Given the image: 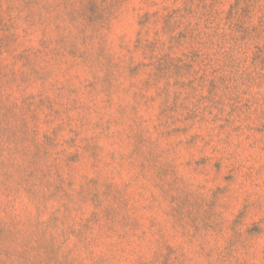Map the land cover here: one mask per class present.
<instances>
[{
    "label": "rangeland",
    "instance_id": "rangeland-1",
    "mask_svg": "<svg viewBox=\"0 0 264 264\" xmlns=\"http://www.w3.org/2000/svg\"><path fill=\"white\" fill-rule=\"evenodd\" d=\"M0 264H264V0H0Z\"/></svg>",
    "mask_w": 264,
    "mask_h": 264
}]
</instances>
